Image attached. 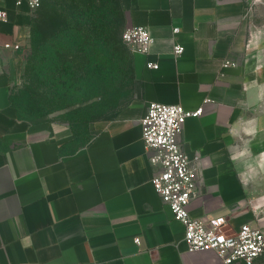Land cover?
<instances>
[{
	"label": "crops",
	"instance_id": "1",
	"mask_svg": "<svg viewBox=\"0 0 264 264\" xmlns=\"http://www.w3.org/2000/svg\"><path fill=\"white\" fill-rule=\"evenodd\" d=\"M119 1L126 26L147 28L153 43L129 50L126 96L84 133L20 115L21 53L3 46L29 42L37 11L0 0V264H224L188 251L152 184L142 120L153 102L203 109L180 136L205 164L191 217L264 230V0Z\"/></svg>",
	"mask_w": 264,
	"mask_h": 264
},
{
	"label": "rangeland",
	"instance_id": "2",
	"mask_svg": "<svg viewBox=\"0 0 264 264\" xmlns=\"http://www.w3.org/2000/svg\"><path fill=\"white\" fill-rule=\"evenodd\" d=\"M41 2L35 32L46 43L32 37L20 50L17 104L35 121H63L87 133L128 92L124 11L119 0H77L80 11L64 0Z\"/></svg>",
	"mask_w": 264,
	"mask_h": 264
},
{
	"label": "built area",
	"instance_id": "3",
	"mask_svg": "<svg viewBox=\"0 0 264 264\" xmlns=\"http://www.w3.org/2000/svg\"><path fill=\"white\" fill-rule=\"evenodd\" d=\"M32 10L41 6V0H27ZM261 0H254V4ZM0 20H7L5 11L0 10ZM179 29H174L177 34ZM251 33L248 46L255 42ZM123 41L132 52L147 54L153 43L149 30L142 26H126ZM6 49L21 50L20 45L6 43ZM184 47L176 44L175 56L183 54ZM231 62H226V66ZM149 67L158 69L159 65L149 63ZM203 109L186 110L182 105L153 102L149 105L142 120L143 141L149 155L150 164L156 168L152 184L174 215V219L185 227V242L189 252L211 251L224 264L241 261L245 264L254 262L264 255V230L258 226L244 224L235 233L225 230L222 223L192 218L188 207L201 184V169L205 165L199 157L190 160L183 151L180 136L183 126L190 118H198ZM201 164V165H200ZM200 165V166H199ZM136 243L140 240L137 238Z\"/></svg>",
	"mask_w": 264,
	"mask_h": 264
},
{
	"label": "trees",
	"instance_id": "4",
	"mask_svg": "<svg viewBox=\"0 0 264 264\" xmlns=\"http://www.w3.org/2000/svg\"><path fill=\"white\" fill-rule=\"evenodd\" d=\"M65 1V3L67 2V4H68V6H67V8H71L70 9V11L71 10H77V11H80L78 8H77V4H76V2H77V0H64ZM71 5H70V4ZM64 4V3H63ZM41 5H42V2H41ZM41 7V6H40ZM39 9V8H38ZM37 9V10H38ZM36 10V11H37ZM66 10V9H65ZM45 11L46 10H43L42 11V14H44L45 13ZM36 17H37V12H36ZM35 26H36V21H35V24H34V27H33V30H32V34H31V36H30V39L33 37L34 38V40H36V42L38 41V43L40 42V39L39 40H37L38 39V36L36 35V30H35ZM66 35V34H65ZM39 38H41L40 36H39ZM68 38H69V36H68ZM54 39H57V37L56 38H54ZM46 42H45V38H41V42H40V45L41 44H45ZM128 49H129V47H128ZM60 50H62V45L60 46V49H59V51ZM130 50V49H129ZM129 53H130V51H129ZM14 103L16 104V106L18 107V110H19V112H20V115L23 117V118H25V119H27V120H31V121H35V119H33L31 116H29V115H26V114H24L22 111H21V109H20V107H19V105L17 104V100H16V97H14ZM38 121V120H37Z\"/></svg>",
	"mask_w": 264,
	"mask_h": 264
}]
</instances>
